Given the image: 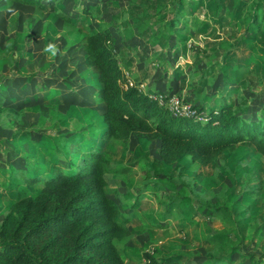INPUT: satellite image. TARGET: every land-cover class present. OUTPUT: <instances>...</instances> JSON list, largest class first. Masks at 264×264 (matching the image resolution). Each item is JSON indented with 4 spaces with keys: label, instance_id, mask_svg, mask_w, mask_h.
Listing matches in <instances>:
<instances>
[{
    "label": "rangeland",
    "instance_id": "rangeland-1",
    "mask_svg": "<svg viewBox=\"0 0 264 264\" xmlns=\"http://www.w3.org/2000/svg\"><path fill=\"white\" fill-rule=\"evenodd\" d=\"M183 1L189 2L191 12L180 21L199 18L200 25H190L185 33L174 28L168 37H160L159 34L165 31L162 23L171 19L177 8L173 0H51L42 1L38 6L0 0V80L7 84L6 94L15 96L11 104L0 98L7 110L8 107L15 109L8 111L6 124L0 125V220L11 201L18 197L16 188L26 190L24 186L14 187L4 168L5 163L22 164V153L29 149L20 138L24 132L32 134L44 159L54 150L48 141L50 136L58 137L71 129L88 130L89 134L95 135L103 124V102L98 93L94 96L89 92L93 89L86 85L94 80L97 71L84 63L81 42L88 31L108 27L124 77L144 92L166 95L170 104L177 100L183 111L195 109L192 118L206 121V109L212 108L211 103H215L213 107L222 103L241 105L248 118L257 119L264 114V78L258 63L264 53V21L256 33L250 29L252 26L239 24L235 5L239 0ZM230 12L233 15H229ZM65 17L75 23H67ZM216 62L214 68H208ZM205 69L208 78L200 81V74ZM29 73L34 75L26 86V77L22 74ZM36 79L42 81L41 90L37 92L33 88ZM213 79H216L215 84L207 83ZM225 82L229 87L226 90L223 89ZM59 94L64 96L63 100H51ZM75 104L81 107L80 112L73 110ZM170 104L165 108L171 111ZM196 104L204 105L205 110L198 111L194 108ZM157 147L156 140L131 135L125 140H110L107 153L113 154L114 162H126L124 159L133 156L138 158L131 174L140 179L146 166L151 167L152 172H166L172 168L171 164L163 163L161 168L152 166L158 158ZM43 159H38L39 164L47 167L48 161L46 164ZM213 167H199L187 158L179 162L176 169L181 186L176 190L184 191L182 194L187 199L183 203H189L190 198H199L198 201H205L210 207L216 204L217 196V204L224 205L227 211L242 209L250 223L263 220L264 155L253 145L237 143L234 150L225 151ZM195 171L207 174L197 184L194 183ZM106 178L111 185L109 171ZM122 187H125L126 196L132 193L133 186ZM259 187H262L259 194L248 193V189ZM136 191H139L138 187ZM114 199L120 202L121 209L126 208L127 201L117 200V192H114ZM155 203L153 198H143L136 207L137 210L148 209ZM210 212L204 208L200 217L205 218L204 214L207 216ZM216 225L220 226V223ZM147 233L144 234L147 236ZM257 237L262 243L256 247L262 246L264 251V232ZM156 238L155 235L145 238L141 233L140 241L146 242L142 248L150 251L158 241ZM136 241L141 243L138 237ZM118 247L122 257L127 253L140 256L139 250H130V244L120 243Z\"/></svg>",
    "mask_w": 264,
    "mask_h": 264
},
{
    "label": "trees",
    "instance_id": "trees-1",
    "mask_svg": "<svg viewBox=\"0 0 264 264\" xmlns=\"http://www.w3.org/2000/svg\"><path fill=\"white\" fill-rule=\"evenodd\" d=\"M16 1L38 6L42 1L51 0ZM173 1L177 8L173 17L162 23L165 31L159 34L160 37H168L169 31L174 28L185 33L190 25L199 26L201 23L199 18L180 21L186 13L191 12L189 2ZM235 5L239 24L246 27L250 25L253 33L259 32L264 21V0H239ZM64 20L75 23L68 17ZM113 43V34L108 27L88 31L81 42L85 64L97 69L94 80L98 96L104 104V126L100 131L102 138L125 140L131 135L144 140L157 138L160 140V159L167 165L187 158L198 166H217L224 152L234 150L237 143L253 145L264 155V114L257 119L248 118L243 114L241 105L222 103L213 107L215 103H211L212 108L208 106L206 109V121L174 116L137 86H122L126 77ZM218 62L208 68H214ZM258 63L264 78V53ZM207 73L205 69L199 80H206ZM22 75L26 77L24 83L27 86L34 74ZM222 76L224 78L225 73ZM41 82L36 79L33 84L35 92L41 90ZM215 82L216 79L207 81L212 84ZM227 85L225 82L223 89H228ZM6 90L7 84L0 80V98L9 100L11 104L15 96L6 94ZM62 97L56 95L51 100H63ZM2 102L0 99V125H5L6 114L15 109L8 107L7 110ZM194 108L201 111L206 107L196 104ZM20 138L29 148L22 153V164L15 166L5 163L4 168L8 170L14 187L20 185L26 190L16 188L19 195L11 201L0 220V264H125L118 245L131 231L126 221L118 217L120 207L108 194L105 172H124L129 166L118 163L111 168L109 154L103 147H85L80 142L75 143L72 154L65 155L67 162L61 165L60 161L55 160L58 154L68 150V135L50 136L48 141L54 150L44 159L31 133L24 132ZM1 143L0 139V146ZM38 159H43L46 164L48 161V167H41ZM204 176V171L196 172L194 183L197 184ZM261 189L250 188L248 193L259 194ZM215 197L216 204L211 206L214 211H226L224 205L217 204ZM262 222L264 226V219ZM225 232H219L218 235H225ZM213 248L206 258L210 264L220 262L222 249H233L222 246L220 242H216ZM253 254L256 253L250 252L251 258L255 257ZM182 255L181 252H171L155 257L146 253L154 264H179ZM262 255L264 251L259 254Z\"/></svg>",
    "mask_w": 264,
    "mask_h": 264
},
{
    "label": "crops",
    "instance_id": "crops-1",
    "mask_svg": "<svg viewBox=\"0 0 264 264\" xmlns=\"http://www.w3.org/2000/svg\"><path fill=\"white\" fill-rule=\"evenodd\" d=\"M86 85L93 89L89 92H92V94L94 93L93 95L97 97V84H95V80L88 81ZM75 105L76 106L71 105L75 113H77L78 110L80 112L82 109L79 104ZM78 116L75 118L77 119ZM103 126L104 123L95 135L89 134L88 130L80 131L71 129L65 131V134L70 137L68 150L65 151V153L58 154L55 161H60L61 165H65L67 162L65 155L72 154L71 152L76 142H80V144L85 147H103L105 151H107L109 141L118 139L102 138L100 131ZM153 140L158 142V158L154 161L152 166L154 168L158 166L161 168L163 162L159 155L160 140L157 138ZM109 156V167H115L118 163L129 166L128 170L124 172L108 170L112 175L111 185L106 178L105 172L109 196L114 198V192H117V200L125 199L127 201L125 207H131L130 211L125 212L126 208L121 209L120 202L117 201L120 207V214L118 217L120 220L126 221L131 231L129 236L121 243L130 244L132 246L130 250H139L141 252L140 256H138L139 258L127 253L123 256L125 264H146L143 260L147 257L146 253L158 257L171 252H181L183 254L179 264H210V260L208 261L206 259L207 254L214 249L213 247L216 242H220L224 247L227 245L233 248L231 250H221L223 256L218 264H264V256H259L263 251V247H256L258 243H262V239H257V236L264 232L262 219H260L258 223H250L245 215V211L242 209L237 211L220 210L216 212L213 207H211L212 205L209 207L205 201H198L199 198H190L189 203H183L184 200L187 199V197L182 194L184 191L181 192L176 190L178 186H181L180 182L177 180L179 174L178 169H176L179 165L177 161L172 162V168L170 169L169 167L166 172H160L159 170L152 172L149 169L151 167L146 166L145 174L138 179L140 176L137 177L134 173L131 174V170H133L135 165L139 162L138 158L133 156V158L124 159L126 162H114L113 154L109 153ZM77 160L79 161L80 159ZM151 162H153V159ZM140 181L143 182L141 183ZM188 183L189 182L186 183V186ZM122 185L133 186L132 193L126 196V193L123 191L125 187H122ZM137 187L139 191H136ZM197 197H199V195ZM143 198H153L156 203L148 209L137 210L136 203ZM204 208H207V211H211L207 216L203 213L205 218L210 221H206L205 218L200 217V212L203 211ZM204 212L206 213V211ZM214 221H216V224L219 222L220 226L214 224ZM147 231L148 235L146 236L144 233ZM222 231L227 232H225V235H218V233ZM141 233L145 238L149 235H155L157 237L156 240L158 241L157 243L155 242V245L152 246L153 248H151L150 251H148L147 248V251L142 248L146 242L140 241ZM211 236L214 238L210 239ZM215 236L218 237L216 238ZM136 237H138L141 243H137ZM133 239H135V241H133ZM164 247L169 249H162ZM252 251L256 253L253 254L255 255L253 258H251L252 256L250 255Z\"/></svg>",
    "mask_w": 264,
    "mask_h": 264
},
{
    "label": "built area",
    "instance_id": "built-area-1",
    "mask_svg": "<svg viewBox=\"0 0 264 264\" xmlns=\"http://www.w3.org/2000/svg\"><path fill=\"white\" fill-rule=\"evenodd\" d=\"M123 87H127V86H137L140 90H141V87L136 85L131 79L129 78H126V80L124 81V83L122 84ZM153 99H155L161 106L163 107H167L170 103H168L166 101V95L164 94H149ZM170 109H171V114L174 115V116H184V117H190L192 116L194 113H195V109H192V110H186V111H183V107L181 105L178 104V101H174V103L170 104ZM192 118V117H191ZM145 263L146 264H154V262L150 259V258H147L145 257Z\"/></svg>",
    "mask_w": 264,
    "mask_h": 264
},
{
    "label": "clouds",
    "instance_id": "clouds-1",
    "mask_svg": "<svg viewBox=\"0 0 264 264\" xmlns=\"http://www.w3.org/2000/svg\"><path fill=\"white\" fill-rule=\"evenodd\" d=\"M49 47H51V46H49ZM53 54H55V51H54V49H53Z\"/></svg>",
    "mask_w": 264,
    "mask_h": 264
}]
</instances>
